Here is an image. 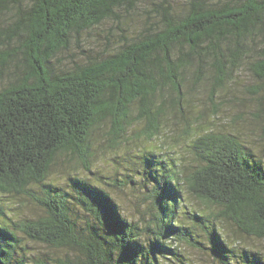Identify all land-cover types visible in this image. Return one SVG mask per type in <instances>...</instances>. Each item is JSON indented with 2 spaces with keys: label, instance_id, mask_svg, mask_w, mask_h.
<instances>
[{
  "label": "trees",
  "instance_id": "trees-1",
  "mask_svg": "<svg viewBox=\"0 0 264 264\" xmlns=\"http://www.w3.org/2000/svg\"><path fill=\"white\" fill-rule=\"evenodd\" d=\"M140 1L0 0V18L11 15L0 28V67L16 68L0 92L1 192L30 194L61 155L85 156L105 121L113 122L116 136L135 121L149 138L160 136L186 110L187 71L194 70L197 87L209 66L214 95L240 61L257 46L264 50V0H192L182 15L164 1L155 10L161 18L156 30L126 39L101 59L51 67L87 31L111 20L122 26L123 14ZM255 73L264 80V60ZM191 148V169H181L172 157L155 161L160 176L151 171L154 203L140 222L129 220L109 192L83 178L72 179V194L54 189L37 197L44 216L15 222L2 212L0 264H164L178 256L170 241L192 243L190 226L181 221L188 216L207 236L214 257L232 264L236 255L218 224L264 240L263 161L231 134H205ZM186 193L208 212L182 214ZM19 233L52 255L29 254ZM242 260L264 264L248 252Z\"/></svg>",
  "mask_w": 264,
  "mask_h": 264
},
{
  "label": "rangeland",
  "instance_id": "rangeland-1",
  "mask_svg": "<svg viewBox=\"0 0 264 264\" xmlns=\"http://www.w3.org/2000/svg\"><path fill=\"white\" fill-rule=\"evenodd\" d=\"M166 1L172 10L182 15L192 0H142L135 10L124 13L123 25L108 21L73 40L70 50L58 54L52 61L54 70L71 67L89 61V58H103L114 47L125 43L126 39H136L139 35L156 30L161 18L155 10ZM207 4H220L229 0H195ZM233 1V0H230ZM237 1V0H234ZM10 14L0 18V28H6ZM121 29L125 30L124 36ZM125 37V38H122ZM264 60V50L259 46L233 68L224 87L217 88L213 95L214 83L210 67L207 76L194 87L192 71L186 72L184 92L187 106L184 114L169 123L160 136L149 138L143 131L144 124L134 122L125 133L118 136L111 120L100 124L93 132L86 148L85 156L61 155L53 165L43 183L33 187L30 194L3 193L0 191V219L20 222L45 215V209L36 198H44L46 192L61 189L73 193L72 179H88L105 189L122 212L131 221L140 222L154 203L157 182L151 177L155 161L162 156L171 157L192 168L196 161L192 154V144L205 134H231L246 148V152L264 164V80L255 73V66ZM16 68L3 70L0 67V92L13 80ZM134 117L137 116L134 109ZM189 123V127H188ZM158 177L160 172L153 170ZM68 200L72 199L69 198ZM183 212H208L205 205L191 194L186 193L182 204ZM80 218L83 214L80 212ZM184 217L181 221L190 226L192 243L170 241L176 248V258L164 259V264H221L213 255L207 236L199 227ZM79 222V221H78ZM226 236L234 254L232 264H245L244 252L257 254L264 259V240L248 237L230 223L218 224ZM23 246L29 254L52 255V251L35 243L19 233Z\"/></svg>",
  "mask_w": 264,
  "mask_h": 264
}]
</instances>
